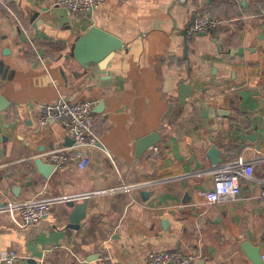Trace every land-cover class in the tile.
Listing matches in <instances>:
<instances>
[{"label":"crops","instance_id":"1","mask_svg":"<svg viewBox=\"0 0 264 264\" xmlns=\"http://www.w3.org/2000/svg\"><path fill=\"white\" fill-rule=\"evenodd\" d=\"M56 2L0 0L8 106L0 113V201L43 191L70 198L38 224L0 213V264L10 252L20 256L14 264H107L97 261L105 248L114 264H148L153 251L195 254L193 264H253L247 243L264 257V0H106L78 14ZM198 14L221 24L189 36ZM93 26L123 49L86 68L74 48ZM225 87L234 88L228 104L209 106L208 92ZM61 96L99 100V142L84 150L86 169L70 165L45 179L34 160L50 163L52 152L74 145L58 122L39 123L42 107ZM153 133L159 143L139 159L137 142ZM212 146L219 165L254 162L256 181L243 180L234 201L218 202L212 176H198L214 168ZM148 179L156 183L123 189Z\"/></svg>","mask_w":264,"mask_h":264},{"label":"built area","instance_id":"2","mask_svg":"<svg viewBox=\"0 0 264 264\" xmlns=\"http://www.w3.org/2000/svg\"><path fill=\"white\" fill-rule=\"evenodd\" d=\"M106 0H57L56 4L67 11L78 14L87 13L98 9ZM239 3L241 0H231ZM221 22L209 19L202 14H198L195 23L188 29L189 36L200 33H207L217 28ZM234 91L232 87H225L222 90L208 92V104L211 107L223 108ZM99 100L90 99L83 102L74 103L68 98L61 96L56 103L42 107L40 111L39 123L42 127L48 126L52 121L61 124L74 140V145L70 149L57 150L49 155V161L55 169L74 165L80 169H86L90 163V157L85 153V149L94 148L98 145V138L95 135V108ZM209 175L214 180V191L218 202H228L236 200L242 192V181H256L254 173V162L239 157L237 160L226 162L205 172L198 173V176ZM156 183L153 179L137 182L133 186H125L127 192L133 188L146 189ZM259 198H264V180ZM121 189V188H119ZM116 191V190H114ZM70 198H48L46 191L39 193L27 200L0 201V213H18L26 225L38 224L47 219L50 215L51 205L57 200L66 201ZM20 256L16 252L5 254L1 261L7 264H14ZM264 259V257H263ZM148 264H193L197 260L195 254H186L180 251H153L147 256ZM98 262L114 264L115 260L109 249H104L97 258Z\"/></svg>","mask_w":264,"mask_h":264},{"label":"water","instance_id":"3","mask_svg":"<svg viewBox=\"0 0 264 264\" xmlns=\"http://www.w3.org/2000/svg\"><path fill=\"white\" fill-rule=\"evenodd\" d=\"M122 49L123 43L119 38L93 26L85 36L79 38L74 51L78 61L86 68H89L90 64L103 63V65H106L112 60L116 52L121 51ZM6 104L5 98L0 95V113L8 108V106L5 107ZM7 139V137H4V142H6ZM159 140L160 135L158 133H153L140 139L137 142V157L141 159L151 147H154L159 143ZM221 156L222 152L217 149V147L212 146L210 148L208 157L210 158L213 167L219 166ZM34 164L37 171L45 179H49L56 170L53 164L47 163L43 159L34 160ZM142 196L145 199V197L151 196V194L148 192H142ZM244 250L248 253V257L253 264H264L260 248H252L251 244L247 243L244 245Z\"/></svg>","mask_w":264,"mask_h":264}]
</instances>
